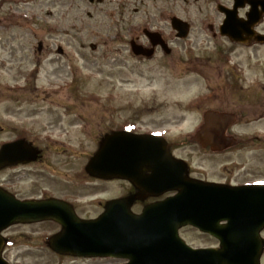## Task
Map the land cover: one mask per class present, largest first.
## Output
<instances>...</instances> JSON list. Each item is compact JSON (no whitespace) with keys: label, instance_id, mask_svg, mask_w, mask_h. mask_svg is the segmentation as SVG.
<instances>
[{"label":"rangeland","instance_id":"obj_1","mask_svg":"<svg viewBox=\"0 0 264 264\" xmlns=\"http://www.w3.org/2000/svg\"><path fill=\"white\" fill-rule=\"evenodd\" d=\"M230 1L0 0V145L23 135L41 148L47 137L57 142L50 146L46 161L0 171V186L18 198L59 197L75 203L82 218L95 217L103 200L122 195L128 188L123 180L78 186L76 176L95 152L97 135L126 124H133L136 132L163 124L169 137L186 142L199 115L189 113L185 104L205 92L210 77L212 81L226 79L225 71L216 66L222 65L216 62L217 50L222 52L226 70L236 71L237 84L247 93L232 133L237 139L263 136L264 43L241 45L219 35L216 4ZM172 15L190 23L187 37L175 36L169 24ZM209 24L214 25L215 36ZM147 27L170 38L171 55L160 52L147 59L131 53V37L139 36L144 43L142 29ZM198 60L202 65L191 66ZM83 124L84 131L80 130ZM186 144L177 153L192 156L207 177L224 179L225 167L232 160L238 168L233 181L264 182V144L262 148L256 143L247 145V150H256V157L234 152L212 160ZM58 230L52 221L11 225L2 232L9 238L3 257L10 264L124 262L112 257L59 255L47 244ZM180 235L195 247L218 244L192 227L182 228Z\"/></svg>","mask_w":264,"mask_h":264},{"label":"water","instance_id":"obj_2","mask_svg":"<svg viewBox=\"0 0 264 264\" xmlns=\"http://www.w3.org/2000/svg\"><path fill=\"white\" fill-rule=\"evenodd\" d=\"M246 1L252 5L246 20L236 15L237 7L243 6L245 0H235L232 10L219 6L226 14L221 34L235 42L263 43L264 35L256 33L253 26L259 21L256 6L264 0ZM171 25L178 36L187 35L189 25L185 21L172 17ZM144 33L157 36L147 30ZM153 43L161 41L156 39ZM131 49L136 55L147 56V48L133 41ZM204 121L196 136L216 147L228 138L225 130L234 116L207 111ZM151 138L157 137L116 131L103 139L86 171L105 179H127L137 192L108 201L95 219L77 217L71 205L60 199L20 200L0 188V264H9L1 255L5 243L1 231L15 223L43 220H54L60 225L49 240V247L59 254L121 258L126 260L124 264H261L264 184L230 186L188 179L182 170L178 172L179 164L159 138V142L150 141ZM153 142L162 155L156 152ZM37 154L24 140L5 143L0 148V168L33 161ZM146 165L150 175L144 174ZM173 189L178 190L175 195L146 205L140 213L131 210L136 199ZM186 225L213 236L219 246L187 245L178 234L179 228Z\"/></svg>","mask_w":264,"mask_h":264},{"label":"flooded vegetation","instance_id":"obj_3","mask_svg":"<svg viewBox=\"0 0 264 264\" xmlns=\"http://www.w3.org/2000/svg\"><path fill=\"white\" fill-rule=\"evenodd\" d=\"M225 5L229 8H231L233 6V0H231L230 3L225 4ZM248 9H249V5L247 4V1L245 0V6H243L242 8H240L236 12L237 16L240 18H244ZM218 12L220 14V19L217 22V24H215V27L219 31V26L223 22L224 15L222 12H220V11H218ZM257 13L259 16V19H258L259 21H258L257 25L255 26V29L261 33H264V3H262V5L259 4L257 6ZM208 28H209V30H211L213 32V36H215L216 32L214 31V25L209 24ZM147 29L151 30V31L158 32V36L151 37V36L147 35V39L145 38V36H143V39L145 41L147 40V59L153 58L154 56H156L160 52L164 56L171 55L172 47L170 46V42H171L170 38L166 37L164 35V33H162L160 30H157L155 28L147 27ZM175 36H176V34H175ZM134 39L139 41L140 37L137 36ZM156 39H158V40L162 39L163 41H165L164 45H161L158 43L154 44L153 42ZM221 53L222 52L220 50H217L216 53L214 54V55H216L215 57H218L216 59V62L218 64H222V65H216V66H217L218 71H220V72L225 71L226 79L223 80V79L219 78L218 80L212 81V78L210 77L208 79L210 81H208L206 84L205 92L200 93L198 95H195L193 97V99L189 100L184 106V108L186 107V109L189 113H193V114L196 113L199 115V117L197 118L196 123L194 125L193 133L185 136L186 142L184 140H177L176 138L169 137L167 134L168 129H167V127H163V124L153 126V127H150L147 125L144 133L147 136L159 138L163 147L167 149L171 158L174 159L175 161H177V163L179 164L180 167H178L179 168L178 172H180L182 170L183 172L181 171V173L183 174V176L185 175V177L188 179H196V180L207 181V182L225 183V184H230V185H243V184H248V183H256V182H258L257 179H249V180H244V181H237V180L233 181L232 180L233 179V173L235 174V170L238 168L236 167L235 162L232 160L230 161L229 166L225 167V171L227 172V175L224 177V179H214V178H210V177L205 176L204 169L202 170L201 166H196V164L194 163V161L192 159V156L177 153V150H183L184 147H186L188 145L186 143H191V145L195 146L196 151L201 152L203 155H205L210 160H212L213 159L212 157H214L215 155H223V154H229V153H234V152H238V153H240V155L246 153L248 156L256 157L258 155L256 150L255 151L254 150H247V145L249 143H251V144L256 143V144H258V146H260L259 148H262L261 145L264 144V135L263 136H252L248 140L245 138L237 139L234 136V134L232 133L235 124H237L239 119H241V112L243 111V109L245 107V103H246L245 97H246L247 93L245 91L242 92L241 86H239V84H237L238 80L235 78V76L233 74V72H236V71L233 70V72H232V68H230V69L228 68V70H226L227 66L225 64H223V58H222ZM223 56H224V54H223ZM225 59H226V61H228V58H225ZM199 60L204 61V59H199ZM199 60L197 63H193L191 66H197V64L202 65V63L199 62ZM187 61H188V59H187ZM209 61H210V59L207 62H209ZM205 66H208V64ZM197 74L200 75L199 72H197ZM237 92H239V94L235 95L236 97L232 96V93L235 94ZM240 92H241V94H240ZM210 110L219 111V112H223V113H231V114L235 115V120H234L233 124L229 125L226 129L225 134L228 138L226 140H224L223 142L218 143L217 144L218 146H216V147H213L211 145V143L208 142V140L205 139L204 137H202V138L197 137L198 135L196 133L197 131H199V129L201 128V126L204 123L203 114L206 111H210ZM262 113L263 112H261L260 115H262ZM85 127L86 126L83 124L81 126L80 130L84 131ZM121 129L136 132L134 130V128H132L131 126H128V125L120 126L116 129H112V130L101 131L97 135V141H98L97 147H98V145H100L103 142L104 137H106L107 135H110L113 131H117V130H121ZM19 138L25 139L27 142L31 143L36 148V150L38 151V156H37L36 161H34V162H37V163H41V162L46 161L44 159L46 156L47 157L49 156L50 146L55 147V143H57L55 140H52L51 138L47 137L46 138L47 143L45 144L44 148H41L40 146H38L35 143V141L26 139L24 137V135L19 137ZM157 138H151L150 141L159 142V140H157ZM155 144L156 143L153 142L154 147H155ZM217 147H221V150L217 151L216 150ZM218 149H220V148H218ZM63 151H66V150L64 149ZM156 152L158 154L162 155L161 149H160V147L158 148L157 144H156ZM191 153L193 155V151ZM92 154H91V156H92ZM239 163L241 164L242 162H239ZM28 164H30V163H28ZM28 164L19 163V164L12 165V166H5V167L1 168L0 171H2L3 169H9V168H13L15 166H24V165H28ZM241 166L243 167V169L245 168L244 165L241 164ZM145 168L147 170L145 171L144 174L150 175L151 170H149V165H146ZM76 177L78 178V180H80L79 181L80 184H78L79 187L93 186L92 184H94L96 182H116L118 184V182L120 180L119 178L105 179V178H101V177L100 178L92 177V176L88 175V173L86 172L85 165H84L83 170H81V173L78 174ZM88 182H90V183H88ZM125 182L128 184V188L125 191V193H123L122 195L113 196V197H110L109 199L103 200L102 201V210L100 211V213L103 211L104 205L108 200H111L114 198H120V197L132 194V193L137 191V189L135 188L134 185H132L128 181H125ZM3 188L7 190L6 187H3ZM100 191L102 192V190H100ZM177 192H178L177 190H167V191H163V192L159 193L158 195H151L148 193L143 198H139L136 201H134V203L132 205V209L137 206L141 210L145 205L163 200L164 198L171 196ZM45 197L47 198V197H51V196H45ZM45 197H41V198H45ZM23 198H28V197H23ZM66 201H68V200H66ZM68 202L71 204L73 212L77 216H79V214H77V211H76L75 203H73L71 201H68ZM79 217H81V216H79ZM89 218H93V217H89Z\"/></svg>","mask_w":264,"mask_h":264}]
</instances>
